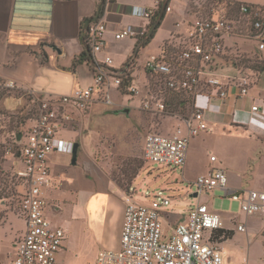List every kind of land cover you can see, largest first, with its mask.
<instances>
[{
  "label": "crops",
  "instance_id": "1",
  "mask_svg": "<svg viewBox=\"0 0 264 264\" xmlns=\"http://www.w3.org/2000/svg\"><path fill=\"white\" fill-rule=\"evenodd\" d=\"M224 1L230 16L237 20L235 31L225 35L228 51L233 55L240 52L257 55L264 60V52L258 49L247 15L246 18L236 17L231 9L233 2L240 6L246 3L264 13V0ZM102 4L104 12L98 20L107 23L108 31L105 52L99 56L104 53L112 56L114 66L126 71L142 89L147 88L149 75H156L147 70L146 62L152 56L169 57L183 48L195 20L209 16L216 5L206 8L202 0H169L171 10H166L153 39L135 52L140 37L117 40L114 32L126 26H148L146 20L134 14V10L150 8L155 5V0H0V86L11 92L1 100V107L19 111L33 97L59 96L94 83L91 62L74 64V60L86 48L88 26L85 20L94 16ZM233 38H242L245 44L231 41ZM253 41L252 46L246 44ZM258 70L256 82L246 96L236 97L230 93L226 98L201 96L198 99L197 104L203 108L210 129L190 141L186 165L182 169L185 180L192 182L219 167L226 170L228 186L232 190L264 191V68ZM10 82L14 85H8ZM113 92L128 99L113 109H103L99 100H95L85 112L68 106L71 119L61 134L69 126L73 135L62 138L79 144L76 164L85 149L90 150V157L94 156L83 177H76L74 172L58 164L61 157L58 153L65 152L48 155L54 187L47 189L45 196L50 203L48 207L61 210L55 212L51 209L47 215L51 218L61 214L64 205L69 206L70 213L66 220L68 227L63 226L67 238L58 253L57 264H95L101 249L120 246L125 198L129 195L127 189L134 190V181L142 168L123 179L119 176L106 178L104 168L109 165L107 152L110 150L122 163L144 152L145 140L140 139L139 133L144 109L140 97L116 87H112ZM112 100L110 105H116L113 94ZM254 104L259 106L257 111L252 109ZM178 120L177 127L184 129L182 120ZM84 127L88 129L87 133H84ZM211 155L216 156L215 161L211 160ZM93 167L95 171L86 175V171L91 172ZM221 191L195 195L187 186L183 199H173L172 213L164 221L165 229L170 232L173 225L184 219L191 204L206 203L211 210L220 213L223 220L222 228L216 230L213 237L222 249L225 264H263L264 215L245 214L239 203L235 209L218 210L215 197ZM11 215L5 216L2 222L9 220ZM239 225H243L244 230H240ZM24 232L25 221L24 228L16 230L13 242Z\"/></svg>",
  "mask_w": 264,
  "mask_h": 264
},
{
  "label": "built area",
  "instance_id": "2",
  "mask_svg": "<svg viewBox=\"0 0 264 264\" xmlns=\"http://www.w3.org/2000/svg\"><path fill=\"white\" fill-rule=\"evenodd\" d=\"M164 0H155L150 8L139 7L134 14L146 20L148 26L121 27L114 32L117 40L143 37L147 34L155 11ZM167 11L171 10L168 4ZM241 12L254 15L252 26L258 49L264 52V13L244 3ZM237 20L230 16L227 3L218 1L209 16L199 17L183 48L165 55L152 56L146 62L147 70L161 76L166 88L183 94L190 100L193 111L179 116L184 129L177 127L173 134L148 132L145 137L144 158L160 166L183 169L186 165L191 139L209 130L203 108L197 102L201 96L226 98L230 93L243 97L256 82L259 70L231 54L225 46V35L235 31ZM108 31L104 20L92 21L87 27V43L91 48L94 68V83L77 87L71 93L59 96L33 97L38 102L34 124L21 139H18L19 162L23 170L18 175L24 178L25 191L21 199V211L25 221L24 234L15 240L14 257L1 264H57L58 253L67 238L66 229L54 223L46 214L49 206L45 191L54 187L48 164L52 152L73 154L75 142L64 139L61 131L71 116L68 106L85 110L95 100L112 104V87L125 90L140 97L145 111L165 113L169 104L150 89H142L134 81H126V71L114 66V59L105 52ZM13 86V82L8 83ZM233 89L234 92L231 90ZM254 111L258 104L252 106ZM9 153H12L10 150ZM14 154V153H13ZM15 156V155H14ZM215 161L216 156L211 155ZM188 187L201 195L222 190L240 204L245 214L264 215V191L255 189L232 190L228 186L225 169L214 167L200 175ZM124 220L119 248H103L96 256L95 264H225L224 255L213 233L222 228L220 213L206 203L196 202L189 206L185 218L167 231L164 221L173 210V198L155 195L148 202L141 201L136 193L126 196ZM244 230L243 225H239ZM264 264V262H263Z\"/></svg>",
  "mask_w": 264,
  "mask_h": 264
},
{
  "label": "rangeland",
  "instance_id": "3",
  "mask_svg": "<svg viewBox=\"0 0 264 264\" xmlns=\"http://www.w3.org/2000/svg\"><path fill=\"white\" fill-rule=\"evenodd\" d=\"M217 1L224 0H202V4H205L206 8H210L213 4H216ZM234 40L238 41L240 44H245L242 38H233L231 41ZM246 44L252 46L254 45V41L247 42ZM239 55H241V58L247 57L253 60L259 59L257 55L248 56L244 55L243 53L241 54V52L239 53ZM249 64L253 66L255 65L253 61L249 62ZM148 78L149 79H147V88L150 89L152 93L160 95L164 99H166L167 103L169 104V107L167 112L165 113L144 110V121L142 126L139 127L141 140H145V137L148 132H160L164 134L174 132L177 128V125L179 124V116H187L192 113L189 106H187V110H185V112H181V110H176V108L172 106L173 104L171 105L169 103V94L165 87V82L163 78L161 80L151 74ZM2 90L3 87L0 86V94ZM112 94L117 104L107 105L105 103L100 102V104H102L103 109L107 107H111L113 109L118 104H121L122 100L124 101V99H128L126 98V96L120 95L118 92H113ZM88 109L89 107L83 111H88ZM23 111L25 112L24 116L28 115V118L26 120V122H28L27 125L21 124L22 122L20 121L21 118L18 110L10 111L0 106L1 143H4L12 148L15 147L16 145H18V133L22 132L23 134H26L29 131L30 127L34 124L36 117L35 102L30 101ZM94 121L96 122V119ZM23 126L25 127L24 129ZM85 128L86 127H84V133H87L88 129L86 128L85 130ZM72 130L73 129L68 126L66 129L63 130L61 136L65 138L71 137L73 135ZM8 151L6 152L3 166L8 172H14L18 175V171L23 170V165L20 164L18 158L15 157L13 153H9ZM90 153L91 152L89 149H85L84 152L81 153L77 164H72V155L67 153H58L61 155V157L59 156L58 164L68 169L69 172H74L73 174L76 177H83L85 168H88L89 163L94 161V156L92 155L90 157ZM107 153V156L110 155V158H108L107 160L109 162V165L104 168V176L106 178H117L119 176L123 179L130 177V174L135 173V171L138 170V167L141 165L142 170L136 177L133 184L134 190L131 191L128 188L127 191V193L129 194L137 193L141 201L148 202L152 198H154L155 195H168L171 196L173 199L175 198L179 200L183 199L186 196L187 186L191 184L189 181L183 178L181 169L164 167L160 166L155 162L146 161V159L144 158V152H141V155H138L135 158H130L127 160L125 159L127 161L125 163L123 160L124 164L122 163V160H119L118 162V160L115 159V154H113L112 150L108 151ZM94 171V167L91 172L88 169L86 171V175H90ZM17 188L20 195H12L11 197L5 199V203L0 202V264L7 262L14 257L13 255L15 253V241L13 242V239L15 236V232L18 229L24 228V218L21 211V199L25 191V181L21 182ZM192 190H195V186H192ZM216 193L218 194L219 192L217 191ZM215 198V206L220 211L235 209L239 203L229 197H224L222 191L219 196H216ZM51 209H54L55 212L61 210V208H58L56 210L55 207H47L46 214L50 213ZM10 213H12L10 219L6 222H2L5 219V216ZM69 216V206L64 205V211H62L61 214L51 217L50 219L57 224H61L64 227H68L66 220Z\"/></svg>",
  "mask_w": 264,
  "mask_h": 264
},
{
  "label": "trees",
  "instance_id": "4",
  "mask_svg": "<svg viewBox=\"0 0 264 264\" xmlns=\"http://www.w3.org/2000/svg\"><path fill=\"white\" fill-rule=\"evenodd\" d=\"M168 2H169V0H164V2H162L160 4L158 10L155 12V14L151 20L147 34L145 36L139 38V40L136 44V47H135V52H137L142 46L147 45L153 39L157 29L160 27V25H161V23L165 17ZM248 5H250V4H248ZM231 9H232V12H234L236 14V17H241V16L244 17L245 15L248 14V13H245V14L241 13V6L239 3L233 2L231 4ZM255 9H258V8H255ZM103 12H104V4H102L99 7L98 11L95 13L94 16L89 17L85 20L86 26H88V24L91 21L98 20L103 15ZM244 18H246V17H244ZM247 18H248L247 20H249L251 22V26H250L251 27V33H253L252 35H254L255 32H254V29L252 26V21L254 20V15L252 14V16H247ZM85 45H86L85 50L74 60V64H76L78 62H82V61H85L87 63L92 61L93 54L91 52V48L86 42H85ZM241 60L245 63L248 62L247 64H249V62L253 61L255 64L254 66L257 69L261 70L264 68V60H261V59L253 60V59L247 58V57H243V58H241ZM154 76L157 77L158 79L162 80L161 76H156V75H154ZM125 80L126 81L131 80V77L129 76V74H127V76H125ZM166 89H167V92L169 94V96H168L169 97V103L171 105L173 104L172 106L174 108H176V110H181V112H185V110H187V106H189L191 109V112L193 111L192 103L190 102V100L185 99V96L183 94L176 93V92H174L168 88H166ZM9 94H11V92H9L8 89L3 88V90L0 94V102L4 97H6ZM35 104H36V109H37L38 102H36ZM23 110H24V108L19 110L20 118H21L20 121L22 122L21 123L22 125H25L27 123L26 120L28 118V115L24 116L25 112ZM22 136H23V133L19 132L17 139H21ZM8 150H10L12 153H14L15 157L19 156L18 145H16L15 147L12 148V147H9L6 144L0 142V202H2V203H5L4 202L5 199L11 197L12 195H20L17 187L20 185L21 182H24L23 177L18 176L14 172L11 173V172H8L7 170H5L3 163L5 161V155H6V152ZM139 167H141V165ZM135 173H137V170L135 171ZM127 191H128V189H127Z\"/></svg>",
  "mask_w": 264,
  "mask_h": 264
},
{
  "label": "water",
  "instance_id": "5",
  "mask_svg": "<svg viewBox=\"0 0 264 264\" xmlns=\"http://www.w3.org/2000/svg\"><path fill=\"white\" fill-rule=\"evenodd\" d=\"M78 145H79L78 143L75 144L74 152H73V155H72V163L73 164H76V162H77ZM195 195H197V193H195Z\"/></svg>",
  "mask_w": 264,
  "mask_h": 264
}]
</instances>
